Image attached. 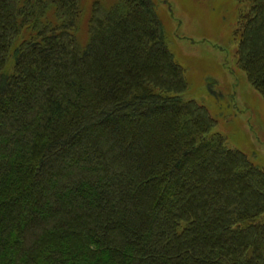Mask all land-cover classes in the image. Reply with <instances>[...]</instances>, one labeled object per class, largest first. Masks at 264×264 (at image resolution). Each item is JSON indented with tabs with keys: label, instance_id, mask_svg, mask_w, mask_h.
<instances>
[{
	"label": "trees",
	"instance_id": "obj_1",
	"mask_svg": "<svg viewBox=\"0 0 264 264\" xmlns=\"http://www.w3.org/2000/svg\"><path fill=\"white\" fill-rule=\"evenodd\" d=\"M238 64L264 95V0ZM0 0V264H264V169L181 96L155 0Z\"/></svg>",
	"mask_w": 264,
	"mask_h": 264
},
{
	"label": "rangeland",
	"instance_id": "obj_2",
	"mask_svg": "<svg viewBox=\"0 0 264 264\" xmlns=\"http://www.w3.org/2000/svg\"><path fill=\"white\" fill-rule=\"evenodd\" d=\"M96 0H81L76 36L85 46ZM175 60L184 67V100L205 106L226 146L264 169V95L238 64L239 29L250 0H155Z\"/></svg>",
	"mask_w": 264,
	"mask_h": 264
}]
</instances>
